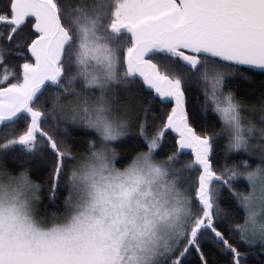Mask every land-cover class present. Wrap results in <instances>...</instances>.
Here are the masks:
<instances>
[{
	"label": "snow or ice",
	"instance_id": "6c2138e0",
	"mask_svg": "<svg viewBox=\"0 0 264 264\" xmlns=\"http://www.w3.org/2000/svg\"><path fill=\"white\" fill-rule=\"evenodd\" d=\"M0 25L7 29L0 32V153L22 146L31 158L51 159L54 196L76 153L58 136L68 141L72 128H83L79 139L91 147L98 131L116 141L135 128L140 149H171L184 191V217L151 264H193V253L195 264H208L209 244L231 254L225 264L264 257V134L258 151L248 147L245 100L232 90L233 81L264 78V0H0ZM108 34L124 40L114 48ZM13 55L22 62L10 65ZM117 77L127 86L105 88ZM95 85L127 120L107 123L101 107L79 126L47 111L53 90L95 93ZM194 85L203 97L199 110L189 104ZM258 104L264 112V93ZM210 113L221 123L217 131ZM89 115L85 108L81 119ZM231 152L259 163L229 164ZM134 190L121 192L122 203ZM240 243L258 252H243ZM0 264H139V257L102 219L40 232L0 214Z\"/></svg>",
	"mask_w": 264,
	"mask_h": 264
},
{
	"label": "clouds",
	"instance_id": "9594fccd",
	"mask_svg": "<svg viewBox=\"0 0 264 264\" xmlns=\"http://www.w3.org/2000/svg\"><path fill=\"white\" fill-rule=\"evenodd\" d=\"M68 75H72L69 70ZM126 87L117 77L105 88ZM79 89V85L76 86ZM96 91L58 92L53 90L47 111L58 113L69 124L86 126L89 119L95 120L97 110L103 108V120L119 125L128 116L116 109L114 99L108 92L103 95L99 85ZM90 114L81 119L84 109ZM260 120L242 118L248 147L258 151L254 143L256 134H264V112ZM95 131V127H93ZM55 134V133H54ZM58 143H68L57 137ZM113 141L98 131L93 146H86L75 153L64 170V211L42 207L43 196L36 190L37 182L31 176L27 163L30 154L20 160L22 166L11 168L0 153V214L6 218L14 215L19 227L27 231L51 232L65 229L74 223L87 224L97 219L104 220L107 227L119 238L125 248L135 252L139 264H151V257L169 241L174 229L184 217V191L169 163L172 153L158 157L147 149L137 150L124 165L117 164L113 157ZM183 160L175 162L177 168ZM54 167V164L51 165ZM130 192L128 203H122L121 192ZM46 209V210H45Z\"/></svg>",
	"mask_w": 264,
	"mask_h": 264
},
{
	"label": "trees",
	"instance_id": "16d2710c",
	"mask_svg": "<svg viewBox=\"0 0 264 264\" xmlns=\"http://www.w3.org/2000/svg\"><path fill=\"white\" fill-rule=\"evenodd\" d=\"M7 29L0 25V32H5ZM83 39V37H81ZM124 40L123 36L120 37H113L111 34H108V42L112 44L114 48L119 46L121 42ZM78 42V41H77ZM22 61L18 60L16 55L9 60V64H16L21 63ZM261 78L259 76H255L249 82H232V90L237 92L241 97L244 98L245 104L242 106V115L245 119L252 118L257 121L260 120L262 115L258 101L261 98V94L264 93V83L261 82ZM121 92V96H122ZM203 97L200 94V89L197 88L195 85L192 87L189 93V104L192 108L199 110V105L202 103ZM123 103V99L120 101ZM255 102V103H254ZM210 120L213 122V131H217L221 127V123L215 113H210ZM88 133L91 135V130H87ZM136 129L132 128L129 130L126 136L118 138L116 141H113V146L117 150V164L124 165L130 157L137 151L140 150L138 146V142L140 138L136 135ZM85 130L83 128H72L71 136L68 139V142L73 146V150L78 152L84 148V145L80 141V137L84 134ZM227 141L221 142V149L219 150V155L221 162L224 160V152L223 148L226 145ZM254 143H260V136L257 133L254 139ZM171 151L170 148L162 146L161 148L157 149L156 155L158 157H164L169 154ZM26 152L23 151L22 146H17L13 151L9 152L5 155V160L7 161L8 165L15 169L17 167L22 166L20 164V160L23 159L24 154ZM190 157L185 156L183 159L187 160ZM241 159H250V163L255 167L256 164L259 163V158L257 157H248L246 154L242 152H231L228 154L227 160L228 163L231 164L233 162L239 161ZM30 167L31 176L34 178L35 181L41 182L42 187L40 189L41 195L43 196L42 200V207L46 206L47 208H58L61 212L64 211V195H65V187H64V176L61 177V186L56 191L55 195L50 191V172H51V165L52 160L49 159L47 163L40 162L38 158H31L27 161ZM239 187L245 188L247 187L246 182H242ZM51 197V198H50ZM224 205L222 204V207ZM46 210V209H45ZM238 247L243 252H252L257 251L258 247L255 249H249L243 243L238 244ZM205 254L208 259V264H225V261L230 258V253L225 254L219 251L215 246L209 244L206 245L204 248ZM195 257L196 254L193 253V264H195ZM261 260H264V257L257 256V255H249L247 264H260Z\"/></svg>",
	"mask_w": 264,
	"mask_h": 264
},
{
	"label": "rangeland",
	"instance_id": "374dc122",
	"mask_svg": "<svg viewBox=\"0 0 264 264\" xmlns=\"http://www.w3.org/2000/svg\"><path fill=\"white\" fill-rule=\"evenodd\" d=\"M129 252H130V250H129Z\"/></svg>",
	"mask_w": 264,
	"mask_h": 264
}]
</instances>
